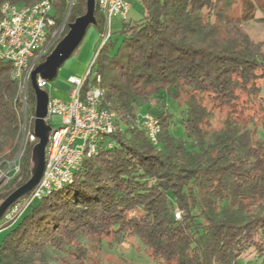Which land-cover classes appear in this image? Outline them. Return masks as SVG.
<instances>
[{"label": "trees", "instance_id": "16d2710c", "mask_svg": "<svg viewBox=\"0 0 264 264\" xmlns=\"http://www.w3.org/2000/svg\"><path fill=\"white\" fill-rule=\"evenodd\" d=\"M6 1L39 0H0V16ZM74 1L70 9L68 0L55 1L56 27L67 12L74 21L86 11L87 0ZM241 1H134L141 17L124 21L117 51H110L112 33L93 62L100 82L92 83L103 89L102 105L118 116L117 130L106 139L112 146L100 143L72 181L26 207L25 199L19 201L16 217L2 219L4 228L18 224L3 239L1 264H49L47 246L61 249L82 236L110 234L113 243L138 237L149 257L166 264H239L251 248L264 262V138L254 139V129L230 114L241 94L250 98L262 91L256 81L264 78L263 42L253 40L235 15ZM96 18L104 28L98 4ZM12 73V63L0 59V130L8 134L0 140L4 166L18 150L24 106ZM90 85L88 80L84 88ZM164 91L178 105L152 109V96L163 99ZM206 100L228 109L222 126H212ZM26 102L34 133L30 78ZM145 112L160 120L158 144L141 127ZM176 115L184 137L171 132ZM33 144H26L20 170L0 191V202L29 179Z\"/></svg>", "mask_w": 264, "mask_h": 264}, {"label": "built area", "instance_id": "2783aa9c", "mask_svg": "<svg viewBox=\"0 0 264 264\" xmlns=\"http://www.w3.org/2000/svg\"><path fill=\"white\" fill-rule=\"evenodd\" d=\"M56 0H39L34 4L18 5L4 2L0 16V59L10 61L13 66L12 76L19 81L23 94L24 113L26 116V88L32 70L41 62L60 37L62 27H56L53 14ZM138 0H97V4L106 21V31L101 47L112 36V23L115 15L126 19L132 4ZM74 0L71 1V4ZM51 52V51H50ZM94 62V61H93ZM100 76L93 63L82 77L69 76L68 82L73 85L69 99L50 97L48 123L52 132L46 147V165L44 174L36 188L25 199V207L53 189L62 187L74 178L81 168L84 158L95 155L100 143L111 147L107 138L117 130V113L102 105L103 89L92 83ZM91 85L85 89L87 81ZM38 85L45 89L48 80L38 78ZM58 115L61 125L51 124L53 116ZM141 127L153 144H158L161 124L158 116L152 112L141 115ZM32 133V139H36ZM21 158V157H20ZM19 155L10 162L6 174H14L20 170ZM2 161L0 171L2 172ZM21 210L18 203L5 215L11 218ZM180 218V211L176 212Z\"/></svg>", "mask_w": 264, "mask_h": 264}, {"label": "rangeland", "instance_id": "374dc122", "mask_svg": "<svg viewBox=\"0 0 264 264\" xmlns=\"http://www.w3.org/2000/svg\"><path fill=\"white\" fill-rule=\"evenodd\" d=\"M71 1L72 0H68V9H70L75 2L74 1L71 4ZM86 11L84 13H86ZM55 13L56 9L54 8L53 14ZM141 13L140 4L134 2L126 19L121 15H115L113 17V45L110 46L112 54L117 51L124 38V34L122 33L124 21L137 20L141 17ZM235 15L243 19V29L253 40L263 42L264 50V0H242L237 5ZM67 17L66 13L62 24L59 26V28L62 27L60 34L61 39L69 31V23L73 22L69 21ZM66 27H68V30L64 34ZM105 31L106 25L102 28L92 24L88 28L84 39L76 51L60 67L58 76L54 80L48 81V85L45 89L48 91L50 97H58L66 100L70 98V90L73 85L68 82L69 76L74 75L82 77L86 74L87 69L91 66L101 48ZM256 84L261 87L262 91L257 96L250 98L245 94H241L239 100L240 103L237 105V109L230 112L232 118H235L241 125L247 128L250 126L254 129V131L251 132L254 139L259 136L264 138V78L257 79ZM162 94L164 95V98L162 97L163 99H160L159 96H152L153 99L150 103L151 108L155 109L157 106L162 105L166 109L173 110L178 104L176 102L172 104L171 97L167 95V91H164ZM206 104L213 110V116L211 118L212 126L216 128L222 126L227 114H229L228 109L219 108L210 100H206ZM25 112L26 116L23 106V117L20 126L21 138L18 150L12 158L8 157L6 159L8 162H6V166L2 165V172L0 171L1 192L6 191L12 185L11 182L16 176H14L13 173H10L9 175L6 174L10 162H12L17 155H19V158L22 157L28 142H34V146L38 141V138L32 139V131L30 129L31 114L30 112L27 113V109ZM51 124L59 127L61 125L60 117L58 115L53 116ZM170 129L172 134L176 137L185 136L184 124L181 123V118H179L178 115L174 118V123H172ZM7 137L8 134L0 130V140H6ZM37 202H39V200L36 201L35 204ZM16 215L17 214L13 212L10 219L15 218ZM1 223L2 222H0V247L5 235L10 231L12 226L14 227L18 224L16 221L11 227L2 228L4 227V224ZM114 238V234L104 236L86 235L84 237L82 236L80 239L78 238L73 242L65 244L61 249L47 246L45 248V258H47L49 264H166L160 260H154L152 257H149V252L138 237L135 238L134 236L129 235L121 240L117 239V242L113 243L112 241ZM239 264H264V262L263 257L251 248L241 255Z\"/></svg>", "mask_w": 264, "mask_h": 264}, {"label": "water", "instance_id": "95a60500", "mask_svg": "<svg viewBox=\"0 0 264 264\" xmlns=\"http://www.w3.org/2000/svg\"><path fill=\"white\" fill-rule=\"evenodd\" d=\"M97 23L96 0H87L86 13L69 23L67 34L31 72L30 79L36 99L34 134L38 141L32 149L29 179L0 202V222L13 206L32 193L45 171L46 147L52 132V126L47 121L50 95L46 89L38 85V78L54 80L58 76L62 64L74 53L84 39L88 28Z\"/></svg>", "mask_w": 264, "mask_h": 264}, {"label": "crops", "instance_id": "0c3cea01", "mask_svg": "<svg viewBox=\"0 0 264 264\" xmlns=\"http://www.w3.org/2000/svg\"><path fill=\"white\" fill-rule=\"evenodd\" d=\"M2 228H4V227H2Z\"/></svg>", "mask_w": 264, "mask_h": 264}]
</instances>
